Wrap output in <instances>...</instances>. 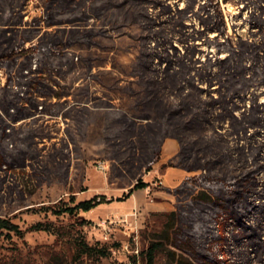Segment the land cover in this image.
I'll return each instance as SVG.
<instances>
[{
	"label": "rangeland",
	"instance_id": "rangeland-1",
	"mask_svg": "<svg viewBox=\"0 0 264 264\" xmlns=\"http://www.w3.org/2000/svg\"><path fill=\"white\" fill-rule=\"evenodd\" d=\"M239 3L222 0L228 29ZM186 13L162 0H0V53L31 48L17 64L0 63V128L9 126L0 150L10 158L0 159V215L20 228L0 229V264H145L151 240L163 238L167 212L178 209V226H188L190 212L183 211L193 197L174 189L206 169L177 162L181 155L189 164L205 162L210 151L202 139L213 125L180 140L175 124L193 123L192 110L185 104L176 111L184 91L161 79L173 70L182 72L177 86L188 90L193 77L210 82L200 73L209 63H194L190 43V34L201 36L205 60L206 31L193 32L200 19ZM184 21L196 22L190 34ZM167 113L173 128L162 139ZM174 167L185 170L178 182ZM141 179L146 185L125 195ZM94 195L106 200L60 211ZM229 233L218 247L221 264H264L263 211ZM81 241L106 253H79ZM155 264L174 261L159 250Z\"/></svg>",
	"mask_w": 264,
	"mask_h": 264
},
{
	"label": "trees",
	"instance_id": "trees-1",
	"mask_svg": "<svg viewBox=\"0 0 264 264\" xmlns=\"http://www.w3.org/2000/svg\"><path fill=\"white\" fill-rule=\"evenodd\" d=\"M162 1L173 12L186 11L187 17L199 18L201 27L194 26L192 31L205 30L202 42L210 47L202 60L199 54L202 48L196 42L201 36L190 34L192 31L188 30L196 22L184 21L186 31L193 39L190 41L192 48L196 49L194 63L198 66L209 63L200 73L210 76V82L202 84L193 77L191 90L183 83L177 86L182 72L169 70L168 66L169 71L161 79L184 91L176 99V111L184 110L185 104L192 110L193 123L178 121L174 129L180 140L182 136L188 137L190 132L204 129L209 123L213 130L203 135L202 140L210 151L205 162L189 164L184 162L183 155L177 162L190 169H206L187 175L174 189L178 194L191 192L193 197L191 209L183 211L190 212L188 226H178V209L167 212L163 238L156 236L151 240L145 264H155L159 250H165L174 264H221L218 247L231 239L230 230L237 224L247 226V219L256 211L264 214V0H238L237 9L231 12V29H228L222 0H183L184 4L177 3L175 8L172 1ZM146 11L149 16H154L149 6ZM174 45L177 49L178 44ZM30 49L19 46L1 52L0 63L17 64L18 56ZM148 53L147 50L145 56ZM215 64L222 65L218 72ZM144 70L148 73L149 67L144 65ZM9 75L11 72L8 71L7 82ZM197 100L200 102L194 103ZM216 114L224 118L227 114L230 116L219 120ZM168 116L169 113L161 118L162 139L168 134L167 130L173 128ZM8 128L7 123L0 128V145L5 144ZM0 159L2 163L10 162L9 156L3 155L1 150ZM221 163L222 167H219ZM145 185L144 180H138L125 195ZM105 200V197L94 195L74 205H65L60 211L88 210ZM2 228L20 229L9 217L0 215ZM79 250V253L98 250L106 253L85 241L80 242Z\"/></svg>",
	"mask_w": 264,
	"mask_h": 264
},
{
	"label": "crops",
	"instance_id": "crops-1",
	"mask_svg": "<svg viewBox=\"0 0 264 264\" xmlns=\"http://www.w3.org/2000/svg\"><path fill=\"white\" fill-rule=\"evenodd\" d=\"M173 150L170 152V153H172V152H174L175 150H176V147H175V143L173 144ZM173 174L175 175V177L177 178V182H178V180H180L182 177H183V175L185 174V170L183 169V168H180V167H174L173 168ZM140 189V188H139ZM137 190V189H136Z\"/></svg>",
	"mask_w": 264,
	"mask_h": 264
}]
</instances>
